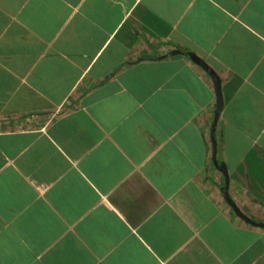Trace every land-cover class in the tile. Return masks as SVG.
I'll return each mask as SVG.
<instances>
[{
    "label": "crops",
    "instance_id": "obj_1",
    "mask_svg": "<svg viewBox=\"0 0 264 264\" xmlns=\"http://www.w3.org/2000/svg\"><path fill=\"white\" fill-rule=\"evenodd\" d=\"M0 264H264V0H0Z\"/></svg>",
    "mask_w": 264,
    "mask_h": 264
},
{
    "label": "water",
    "instance_id": "obj_2",
    "mask_svg": "<svg viewBox=\"0 0 264 264\" xmlns=\"http://www.w3.org/2000/svg\"><path fill=\"white\" fill-rule=\"evenodd\" d=\"M173 54H175V53H173ZM186 57L188 59H190L191 61H193L196 65L201 67L208 74V76L210 77V79L212 81L213 87H214V93H215V97H216V109H215L213 121H212L211 128H210V139H211V144H212V159H213V163L222 172V174H223V176L225 178V185L221 189V193H222L223 199L226 202V204L232 209V211L234 212V214L237 217H239L240 219H242L244 222H246L248 224L257 225L253 220H251L244 213H242L236 207V205L232 202V200L230 199V197L228 195V191H227L226 169H225L223 164H219L217 162V160H216V138H215V132H216V125H217L219 116H220L221 111H222V95H221L220 80H219L218 76L216 75V73L213 71V69L211 67H209L207 65V63H205L197 55H195L194 53H188L186 55Z\"/></svg>",
    "mask_w": 264,
    "mask_h": 264
}]
</instances>
